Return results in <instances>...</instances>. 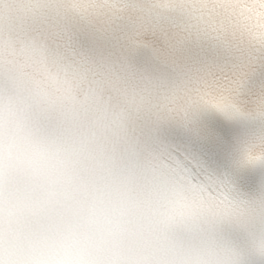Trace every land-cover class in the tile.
<instances>
[{
	"label": "snow or ice",
	"instance_id": "snow-or-ice-1",
	"mask_svg": "<svg viewBox=\"0 0 264 264\" xmlns=\"http://www.w3.org/2000/svg\"><path fill=\"white\" fill-rule=\"evenodd\" d=\"M0 264H264V0H0Z\"/></svg>",
	"mask_w": 264,
	"mask_h": 264
}]
</instances>
